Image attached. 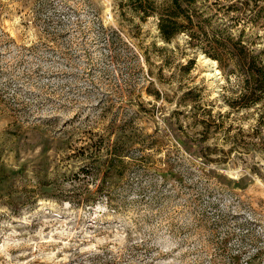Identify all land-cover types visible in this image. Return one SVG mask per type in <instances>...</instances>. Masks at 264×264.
I'll return each instance as SVG.
<instances>
[{
    "label": "rangeland",
    "instance_id": "obj_1",
    "mask_svg": "<svg viewBox=\"0 0 264 264\" xmlns=\"http://www.w3.org/2000/svg\"><path fill=\"white\" fill-rule=\"evenodd\" d=\"M119 1L0 0V264H264V118Z\"/></svg>",
    "mask_w": 264,
    "mask_h": 264
},
{
    "label": "trees",
    "instance_id": "obj_2",
    "mask_svg": "<svg viewBox=\"0 0 264 264\" xmlns=\"http://www.w3.org/2000/svg\"><path fill=\"white\" fill-rule=\"evenodd\" d=\"M119 8L130 22L154 19L165 42L186 36L184 44L216 60L228 82L237 87L229 105L237 110L255 108L263 120L264 0H120ZM186 146L189 154H197L201 145ZM108 153L109 168L125 162L123 150Z\"/></svg>",
    "mask_w": 264,
    "mask_h": 264
},
{
    "label": "bare ground",
    "instance_id": "obj_3",
    "mask_svg": "<svg viewBox=\"0 0 264 264\" xmlns=\"http://www.w3.org/2000/svg\"><path fill=\"white\" fill-rule=\"evenodd\" d=\"M202 58L206 61L209 62L212 65V70L214 71L215 74H219L221 71L218 67V63L216 60L210 59V58H204V56H202ZM204 61V62H205Z\"/></svg>",
    "mask_w": 264,
    "mask_h": 264
},
{
    "label": "water",
    "instance_id": "obj_4",
    "mask_svg": "<svg viewBox=\"0 0 264 264\" xmlns=\"http://www.w3.org/2000/svg\"><path fill=\"white\" fill-rule=\"evenodd\" d=\"M205 55V54H204Z\"/></svg>",
    "mask_w": 264,
    "mask_h": 264
}]
</instances>
